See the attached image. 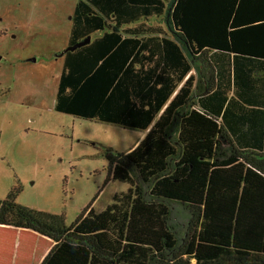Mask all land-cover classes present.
I'll list each match as a JSON object with an SVG mask.
<instances>
[{
  "label": "trees",
  "instance_id": "trees-1",
  "mask_svg": "<svg viewBox=\"0 0 264 264\" xmlns=\"http://www.w3.org/2000/svg\"><path fill=\"white\" fill-rule=\"evenodd\" d=\"M54 109L146 133L106 148L128 188L100 212L0 200L54 241L40 264H264V0H77Z\"/></svg>",
  "mask_w": 264,
  "mask_h": 264
},
{
  "label": "rangeland",
  "instance_id": "rangeland-1",
  "mask_svg": "<svg viewBox=\"0 0 264 264\" xmlns=\"http://www.w3.org/2000/svg\"><path fill=\"white\" fill-rule=\"evenodd\" d=\"M76 2L0 0V200L19 186L18 204L67 225L98 193L95 212L127 190L111 179L106 148L127 152L142 133L54 109ZM150 23L167 27L163 17ZM173 218L182 230L186 215Z\"/></svg>",
  "mask_w": 264,
  "mask_h": 264
},
{
  "label": "crops",
  "instance_id": "crops-1",
  "mask_svg": "<svg viewBox=\"0 0 264 264\" xmlns=\"http://www.w3.org/2000/svg\"><path fill=\"white\" fill-rule=\"evenodd\" d=\"M53 244L51 238L34 230L0 224V264H40Z\"/></svg>",
  "mask_w": 264,
  "mask_h": 264
},
{
  "label": "water",
  "instance_id": "water-1",
  "mask_svg": "<svg viewBox=\"0 0 264 264\" xmlns=\"http://www.w3.org/2000/svg\"><path fill=\"white\" fill-rule=\"evenodd\" d=\"M89 37H87L84 41H82V42H80V43H77L76 45H74V46H71V47H69L70 49H74L75 47H77V46H80V45H82V44H85V43H87L88 41H89Z\"/></svg>",
  "mask_w": 264,
  "mask_h": 264
}]
</instances>
